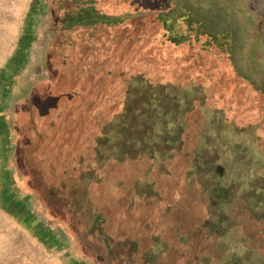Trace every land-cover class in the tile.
<instances>
[{"label":"rangeland","instance_id":"374dc122","mask_svg":"<svg viewBox=\"0 0 264 264\" xmlns=\"http://www.w3.org/2000/svg\"><path fill=\"white\" fill-rule=\"evenodd\" d=\"M83 1L58 55L43 0H0V264H264V0Z\"/></svg>","mask_w":264,"mask_h":264},{"label":"flooded vegetation","instance_id":"af4514ba","mask_svg":"<svg viewBox=\"0 0 264 264\" xmlns=\"http://www.w3.org/2000/svg\"><path fill=\"white\" fill-rule=\"evenodd\" d=\"M43 3H44V10H43L42 17L44 18L45 23L42 24L41 28L44 27L45 29H43V32H44V36H43L44 39L43 40H44V42H42V45H46L48 43V41H51V40L53 41L54 39H57L56 42L54 43V45L57 46L58 43L60 42L59 36L63 33H66V31L69 28L68 26L70 25L69 22L71 20V16L75 17V16H73L75 13L78 15L79 14L78 11L81 9L80 7L83 6V8H85V5L76 4L75 2H73V0H43ZM47 20H49V21H47ZM79 23L80 22L78 21L77 26L80 25ZM52 55H54V54L52 53ZM32 56H34V53L32 54ZM50 59H52V58H49L47 60H50ZM53 66L57 67L56 64L55 65L53 64ZM49 73H52V71L50 70ZM51 78H52V76H50V79ZM49 81L47 82L46 85L44 84L42 86V88H40L37 99L43 98V94L47 89V85H48ZM14 84H15V82H14ZM39 101H37L35 103V106L38 105ZM30 104L31 103H29V101L25 102L24 108H26ZM2 111H3L2 112L3 113V115H2L3 124H4V126L8 127V130L10 132V137L13 139V137H15V136H13L14 134H12V130L10 129V121H8V119H7V114H6L7 108L5 107V110H2ZM42 116H43V114L39 115L37 110H36V116H35V109H34V116H33L34 121H33L32 128L29 130L30 131L29 135H31V134L35 135L38 140L36 141L37 144H35V143L33 144L30 141H28V139H26V141H25L26 149H23V151L25 152L24 154L29 153L31 151V148H33V147L35 148V150H40L41 145H43L42 140L40 138H38L37 133L35 132L36 130H39L38 133H40L41 129L45 127V126H43L44 124H42V122H41ZM36 117L39 119V121H37V122L35 121V119H37ZM16 145H17V143L13 146L8 147L9 154L7 155V157L9 159V161H10V159H12L14 157L13 153L15 152ZM36 146H38V147H36ZM29 155H30V153H29ZM29 157L30 156H27V158H29ZM35 158H36V156H35ZM35 158L33 156L34 161H35ZM44 160H46V159H44ZM36 162L38 163V166L40 165L39 169L42 168V169H40V171L43 172V174H42L43 176L44 175L46 176L45 179H49L48 176L46 175L45 170H44V166H42L43 161L36 159ZM8 168H10V167L8 166ZM54 174H57V172H54ZM58 174H59V172H58ZM58 174H57V178L55 181V186L57 184L56 187H59L57 181H58V179H61L60 176H58ZM34 178H38V182L40 184L39 179L41 177H39V175H35ZM34 180H36V179H34ZM36 186L38 187L39 185L36 184Z\"/></svg>","mask_w":264,"mask_h":264},{"label":"trees","instance_id":"16d2710c","mask_svg":"<svg viewBox=\"0 0 264 264\" xmlns=\"http://www.w3.org/2000/svg\"><path fill=\"white\" fill-rule=\"evenodd\" d=\"M73 2H75L76 4H80V5H84V1L83 0H73ZM183 5H181V6H179L178 5V7H182ZM258 7H259V5H258ZM81 9L78 11L79 12V14L77 15L75 12V14L73 15V16H75V18H77L78 20H87L85 17H86V15H87V8L85 7V8H83V6L82 7H80ZM167 10V9H166ZM164 14L162 15V16H160V21H161V23H162V26H163V28H162V30H164V32L165 33H167V36L168 37H170L171 38V40H173V41H175V42H178V45H180V44H183V40H180V39H182L181 38V33L180 32H178L175 28H174V26H173V19L171 18V16H169V14H170V12H168V13H165V12H163ZM261 15H263V12L261 13ZM89 19V18H88ZM91 20H92V17H91ZM90 24V23H89ZM79 26L80 25H78L76 28H77V31H78V29H79ZM86 28H88V27H84V28H80L79 30H80V32H82L83 30H85ZM70 29H71V31H72V27H69L68 28V30L66 31V33L67 32H70ZM75 33H76V31H75ZM75 33H73V34H75ZM73 34H72V36H73ZM59 37H62V38H67L68 36H65V35H63V34H61ZM170 45H172V46H174L175 47V45L174 44H171L170 43ZM90 48V47H89ZM65 48H60V46H58L57 45V49H55L56 50V52H57V54L59 55V54H64L63 53V50H64ZM89 50H86L85 49V51L83 52V55H82V57H81V61H82V64H84L85 63V61H88L89 60V57H88V52ZM87 53V54H86ZM104 58V57H103ZM103 61H105V60H103ZM103 61H102V64H103ZM68 63V62H67ZM78 64V62H71V63H68V64H64V65H62V66H60L59 67V63H58V65H57V63H56V65L59 67V69H61V68H64L65 66H69V67H72L73 68V70H75V67H76V65ZM101 64V65H102ZM75 65V66H74ZM80 66H79V64H78V66L76 67V69H78ZM67 68V67H66ZM66 68L65 69H63V71H61V73L63 74L62 76H58V74H59V72L57 73V74H55V73H53V71H52V75H54V76H52V78H51V80L49 81V83H48V85H47V89H46V91L44 92V94H43V98H42V102H45V103H47V105L48 106H51V104L49 103V102H47L48 101V98H47V95H49L50 93H49V89H52V85H49L51 82L52 83H55V81H54V78H59V79H61L63 76H65V71H66ZM116 73H117V70H116ZM65 78H69V77H67V76H65ZM53 80V81H52ZM84 82V81H83ZM51 83V84H52ZM87 83V82H86ZM88 84V86L90 87L91 86V84L90 83H87ZM49 86V87H48ZM90 88H92V87H90ZM89 88V89H90ZM94 91V90H93ZM91 94V93H90ZM51 95L52 94H50V97H51ZM87 96V95H86ZM93 104V103H92ZM68 108L66 107V109L65 110H67ZM71 109V108H70ZM74 111L76 110V109H73ZM63 111V110H62ZM37 118V117H36ZM35 121H39V119L37 118V119H35ZM77 160V159H76ZM71 170H72V168H71V166L69 167V169L64 173H59V175L58 176H63L64 175V181L66 180V178H70V176H73V173H70L69 175H67L66 173L68 172H71ZM43 178H45L46 176L44 175V176H42ZM41 177V178H42ZM62 179L63 178H61V179H58V183H60V182H62ZM40 180V184H41V186H42V180L41 179H39ZM44 181V180H43ZM63 181V186H65V187H68L69 185H68V183L67 182H64ZM46 182V181H45ZM104 182V181H103ZM104 183H100L99 184V186H102ZM81 185V184H80ZM80 185H74L75 187V191L77 190V191H80L81 190V188H80ZM88 186V194L89 193H93V192H96L97 191V189H95V187L96 188H98L96 185H93V184H88L87 185ZM92 186H95V187H92ZM85 189H87V188H85ZM81 191H83V190H81ZM83 192H86V190H84ZM98 193H99V191H97ZM97 192L95 193V195L97 194ZM94 196V195H93ZM51 197V196H50ZM88 198H89V195H88ZM90 198H91V195H90ZM92 200H93V197H92ZM51 208H53V209H58V211H63V209L61 210V207H58V206H56V203H51ZM53 206V207H52ZM58 213H62V212H58ZM66 213H67V215H68V220H70V221H73V222H75L76 224L77 223H79L80 222V219H77L76 218V216H72V214H70L69 212H68V209H66ZM79 217H81V215H79ZM65 220H67V218L65 219ZM65 220H61V221H63V222H66ZM75 231H77V230H75ZM78 233L80 234V235H82L83 233L82 232H80V231H78ZM106 234V231L103 229L102 230V232H101V235H105ZM84 235V234H83Z\"/></svg>","mask_w":264,"mask_h":264}]
</instances>
